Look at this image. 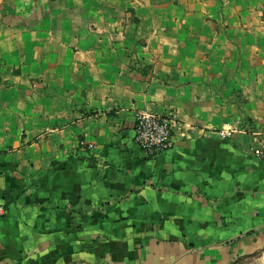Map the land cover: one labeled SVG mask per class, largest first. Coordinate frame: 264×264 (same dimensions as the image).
<instances>
[{"label": "crops", "instance_id": "crops-1", "mask_svg": "<svg viewBox=\"0 0 264 264\" xmlns=\"http://www.w3.org/2000/svg\"><path fill=\"white\" fill-rule=\"evenodd\" d=\"M263 129L264 0H0V264H264Z\"/></svg>", "mask_w": 264, "mask_h": 264}, {"label": "built area", "instance_id": "built-area-1", "mask_svg": "<svg viewBox=\"0 0 264 264\" xmlns=\"http://www.w3.org/2000/svg\"><path fill=\"white\" fill-rule=\"evenodd\" d=\"M176 116L173 112L151 114L141 111L137 115L135 127V143L140 151L149 159L171 150L174 147V127ZM235 130L220 131L222 138H232ZM254 143L258 147L253 149L256 157L264 161V129L253 133ZM4 215V208L0 204V217Z\"/></svg>", "mask_w": 264, "mask_h": 264}]
</instances>
